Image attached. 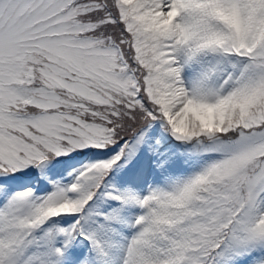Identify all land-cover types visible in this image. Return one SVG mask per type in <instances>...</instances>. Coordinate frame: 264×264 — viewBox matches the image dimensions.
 I'll list each match as a JSON object with an SVG mask.
<instances>
[{
    "label": "snow or ice",
    "instance_id": "6c2138e0",
    "mask_svg": "<svg viewBox=\"0 0 264 264\" xmlns=\"http://www.w3.org/2000/svg\"><path fill=\"white\" fill-rule=\"evenodd\" d=\"M0 264H264V0H0Z\"/></svg>",
    "mask_w": 264,
    "mask_h": 264
}]
</instances>
